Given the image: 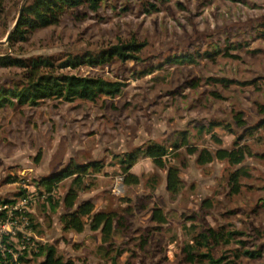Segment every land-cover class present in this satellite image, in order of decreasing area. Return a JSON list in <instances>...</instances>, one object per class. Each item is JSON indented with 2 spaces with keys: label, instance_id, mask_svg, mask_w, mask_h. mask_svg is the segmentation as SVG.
Here are the masks:
<instances>
[{
  "label": "rangeland",
  "instance_id": "1",
  "mask_svg": "<svg viewBox=\"0 0 264 264\" xmlns=\"http://www.w3.org/2000/svg\"><path fill=\"white\" fill-rule=\"evenodd\" d=\"M27 1L3 0L0 57L48 58L55 66L0 68V88L42 73L100 77L124 87L95 102L0 109V201L14 202L0 205L4 264H40L44 255H37L47 246L64 264H264V0H106L96 13L70 10L25 42L4 43ZM129 42L142 45L136 60L115 56L95 67L60 68L68 59L99 60ZM180 56L196 63L167 62ZM149 145L167 150L164 169L143 155ZM236 145L248 151L238 166L196 161L202 151ZM130 154L137 155L128 172L139 181L133 185L124 183L120 164ZM88 163L102 170L83 178L77 204L89 201L94 213L114 215L107 242L88 225L81 233L63 229L73 178L50 196L38 186ZM168 167L179 171L177 195L166 188ZM236 171L238 193L229 184ZM157 212L163 223L154 220Z\"/></svg>",
  "mask_w": 264,
  "mask_h": 264
},
{
  "label": "trees",
  "instance_id": "2",
  "mask_svg": "<svg viewBox=\"0 0 264 264\" xmlns=\"http://www.w3.org/2000/svg\"><path fill=\"white\" fill-rule=\"evenodd\" d=\"M106 0H29L22 9L17 24L9 37V45L28 40L32 32L48 28L56 25L61 16L70 10L85 8L91 13H96ZM159 4H165L170 0H155ZM3 0H0V13L2 12ZM150 8L155 10L154 5ZM142 45L129 42L124 45H117L105 53L103 57L92 58L88 56L85 60L81 58L68 59L60 64V68L76 69L83 64L90 67L104 64L109 58L117 56L123 62L128 60H136V54H139ZM167 62L177 65H191L196 61L193 57H173ZM55 64L48 58H36L30 60L13 58L11 56L0 57V68L16 67L20 69L39 70L41 68H54ZM124 85L117 81H110L100 77L78 76L73 74L55 75L51 73H42L32 81H23L20 86L14 85L10 88H0V109L5 106H37L45 100H63L65 102H73L75 100L95 102L99 98L109 97L115 98L121 94ZM241 125V120L236 118ZM242 126V125H241ZM259 128L264 130V123H260ZM217 138L215 135L213 137ZM177 147V146H176ZM146 158L152 160L158 169H164L163 159L167 156V150L158 145H149L143 151ZM248 151L243 146H235L231 150L218 149L214 153L201 152L197 157V163L205 165L213 159L218 161H227L231 166H238L243 163L245 155ZM137 155H127L125 159L120 161L121 170L124 174V183L127 185L138 184V179L132 174H128L130 169L135 165ZM102 167L99 163H88L84 165H70L61 172L39 181L38 186L43 187L45 194L49 195L64 180L73 178L72 187L63 199L64 206L68 210L61 216V224L65 231H73L81 233L85 226L93 232H100L104 242H107L114 230V215L111 213L97 212L94 213V206L91 202H83L77 204L78 191L82 184L83 178L88 174H99ZM239 171L229 176V184L234 193L239 192ZM75 186V187H73ZM181 180L178 169L168 167L166 169V188L171 195H177L180 191ZM48 200H51L50 198ZM14 202L0 201L1 207L13 205ZM0 207V208H1ZM6 215L4 210H0V219ZM86 219V221H85ZM154 220L163 223L164 219L160 212L154 214ZM20 237V236H19ZM5 241V239H4ZM251 257H257L259 254L245 253ZM44 255V260L40 264H64L62 260L56 257V250L51 247H43L37 256ZM189 258L192 255L189 254ZM21 261L22 259L19 258ZM214 263V262H211ZM0 264H4V260L0 258Z\"/></svg>",
  "mask_w": 264,
  "mask_h": 264
},
{
  "label": "water",
  "instance_id": "3",
  "mask_svg": "<svg viewBox=\"0 0 264 264\" xmlns=\"http://www.w3.org/2000/svg\"><path fill=\"white\" fill-rule=\"evenodd\" d=\"M25 1H26V0H25ZM23 4H24V3H23ZM22 9H23V5H22V7H21V9H20V11H19L18 18H19V17H20V15H21ZM18 18H17V20H16V22H15V24H14V27H13V29H12V30H11V31L8 33V35L6 36V39H5L4 43L8 42V40H9V37L11 36V34H12V32H13V30H14V28H15L16 24H17Z\"/></svg>",
  "mask_w": 264,
  "mask_h": 264
}]
</instances>
